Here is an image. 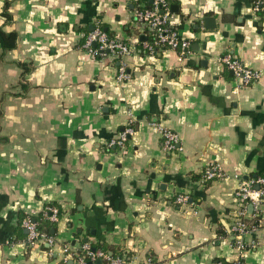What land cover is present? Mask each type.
Returning <instances> with one entry per match:
<instances>
[{
	"label": "crops",
	"instance_id": "crops-1",
	"mask_svg": "<svg viewBox=\"0 0 264 264\" xmlns=\"http://www.w3.org/2000/svg\"><path fill=\"white\" fill-rule=\"evenodd\" d=\"M141 1L0 0V264H75L68 254L85 243L127 251L132 264L239 258L234 193L264 173V12L255 0H174L185 56L138 49L110 64L81 48L97 26L133 40ZM227 52L260 78L240 84ZM128 124L124 147L110 146ZM165 127L179 137L173 153ZM210 165L224 177L203 182ZM48 205L60 209L54 242L28 245L22 215ZM247 240L245 264H264V225Z\"/></svg>",
	"mask_w": 264,
	"mask_h": 264
},
{
	"label": "built area",
	"instance_id": "built-area-1",
	"mask_svg": "<svg viewBox=\"0 0 264 264\" xmlns=\"http://www.w3.org/2000/svg\"><path fill=\"white\" fill-rule=\"evenodd\" d=\"M152 5L146 6L141 1L132 14V25L135 33L133 40H123L108 34L102 27H95L87 36L81 48L92 57L109 61L114 64L117 60L123 61L122 58L132 52L142 51L144 54H158L165 51H176L181 56H185L190 51L191 41L183 37L174 21V14L171 11L167 0H151ZM254 10L264 9V0H255ZM146 35V40L139 37ZM138 46H140L138 48ZM224 65L230 69L235 79L242 85H248L260 78V73L247 66L240 58L231 52L225 53L222 58ZM117 81L124 83L131 78L126 64L120 63L117 68ZM134 132L131 124L125 127L124 131L117 137L112 138L110 146L124 147L128 137ZM162 148L166 153L177 151L179 137L172 129L161 128ZM224 173L217 165H210L203 171L202 181L215 180L223 178ZM258 186V188H256ZM188 194L180 193L176 196V202L179 205L187 204ZM235 207L230 222L229 233L234 237V246L239 252V258L228 261L230 264H245L244 255L255 246V242L247 240L249 233L256 228L264 225V220L260 225H249L247 220L250 216L255 217L262 212L264 203V175L250 177L248 179L240 178V182L234 193ZM253 207V214L249 213V206ZM44 213L52 220L58 221L60 218V209L56 205L47 206ZM23 226L28 230L27 243L34 245L37 243H53L54 239L44 232L38 230L37 222L28 216L23 220ZM69 249V247L67 248ZM68 256L73 259L75 264H87L89 260L104 258L108 264H132V258L126 254L113 257L103 250H91L89 243L82 244L79 250H70ZM144 264H155L152 257H148ZM215 264H226L225 261L219 260Z\"/></svg>",
	"mask_w": 264,
	"mask_h": 264
},
{
	"label": "trees",
	"instance_id": "trees-1",
	"mask_svg": "<svg viewBox=\"0 0 264 264\" xmlns=\"http://www.w3.org/2000/svg\"><path fill=\"white\" fill-rule=\"evenodd\" d=\"M144 1H145V4H146L147 7L148 6L150 7L152 5V1L151 0H144ZM167 2L169 4V6L171 7V5L174 2V0H167ZM260 11L264 12V9H261ZM100 27H102L104 29V26H100ZM260 175H264V173L260 174ZM48 206H50V205H48ZM28 216L29 215H27L25 213L22 215V217H25V218H27ZM33 219L37 222L38 230L40 232H44L46 234L50 233V228H51L50 224L51 223H50L49 217L46 215V213H44V211L39 216H36ZM263 220H264L263 215H262V213H260V214L256 215L255 217H253L252 219H248L247 223L249 225H251V226H253V225L257 226V225H260L263 222ZM219 233L221 234V233H223V231L221 229H219ZM92 249L93 248L91 247V250ZM95 249L96 250H99V249L100 250H104L108 254L111 253L110 255H112L113 257L119 256V255L122 256L124 254L129 255V253L127 251L121 250L118 247H115V246H112V245H107V246L100 245V246H96ZM225 263L226 264H230V263H228V261H225ZM105 264H108V261H106Z\"/></svg>",
	"mask_w": 264,
	"mask_h": 264
},
{
	"label": "water",
	"instance_id": "water-1",
	"mask_svg": "<svg viewBox=\"0 0 264 264\" xmlns=\"http://www.w3.org/2000/svg\"><path fill=\"white\" fill-rule=\"evenodd\" d=\"M175 9H177V6H176V5H172V7H171V11H175ZM207 21H208V18H207ZM140 39H141V40H146V39H147V36H146V35H141V36H140ZM256 188H258V186H256ZM249 208L252 209V205H250ZM99 262H100V261H99Z\"/></svg>",
	"mask_w": 264,
	"mask_h": 264
}]
</instances>
